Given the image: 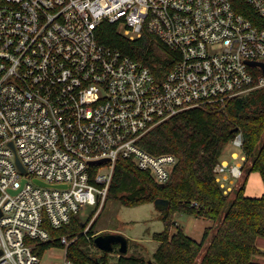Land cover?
<instances>
[{
    "label": "built area",
    "instance_id": "obj_1",
    "mask_svg": "<svg viewBox=\"0 0 264 264\" xmlns=\"http://www.w3.org/2000/svg\"><path fill=\"white\" fill-rule=\"evenodd\" d=\"M238 1L0 0V264H44L58 249L36 251L49 226L87 205L96 209L83 234L93 241L119 158L158 184L172 176L178 156L148 151L145 134L264 87L263 68L249 63L264 62V0ZM104 23L130 39L151 34L162 62L154 69L102 42ZM231 142L243 150L242 132ZM215 171L229 191L243 164ZM77 237H61L62 264H76Z\"/></svg>",
    "mask_w": 264,
    "mask_h": 264
},
{
    "label": "trees",
    "instance_id": "obj_2",
    "mask_svg": "<svg viewBox=\"0 0 264 264\" xmlns=\"http://www.w3.org/2000/svg\"><path fill=\"white\" fill-rule=\"evenodd\" d=\"M235 5L240 8L238 0ZM98 34L102 42L120 48L154 69L162 62L156 51L160 43L151 34L130 39L114 23L102 24ZM240 131L246 156L244 180L232 193H225L217 181L215 167L224 148ZM140 144L154 154L178 156L170 180L158 184L131 159L119 158L108 199L127 206L155 202L158 198L168 200L169 205L161 214L165 228L152 234L160 243L152 256L154 264H264L256 259L264 255V249L258 245V238H264V192L259 197L246 195L252 172L260 173L264 185V87L234 96L225 104L187 109L150 130ZM178 212L204 217L216 226L207 227L201 240L182 228L174 232ZM86 225L76 215L60 228L49 226L50 239L38 243L36 251L43 254L46 249L61 248L63 235H78L68 246L71 260L76 264H114L108 253L101 259L91 253L92 240L83 234ZM213 229L215 232L209 237ZM95 233L92 224L88 235ZM115 264L149 262L136 255H120Z\"/></svg>",
    "mask_w": 264,
    "mask_h": 264
},
{
    "label": "rangeland",
    "instance_id": "obj_3",
    "mask_svg": "<svg viewBox=\"0 0 264 264\" xmlns=\"http://www.w3.org/2000/svg\"><path fill=\"white\" fill-rule=\"evenodd\" d=\"M119 31H122V29L119 28ZM156 51L160 56H163L164 52L161 45L156 47ZM245 160L246 156L244 161ZM242 164L243 175L241 178H236L235 180L233 179L234 184L231 186L229 184L228 186L230 187V190L228 191L227 187L221 185L225 193H232V191L244 180L245 169L244 163ZM95 209V205H87L81 209L78 214V218L83 222H88L95 212ZM161 214L162 210L157 207L155 202L143 203L136 206H127L118 200L109 198L104 207L97 214V218L93 223L94 231L96 233L118 232L125 235L128 238V252L126 255L143 257L148 262L151 261L152 264H154L152 256L159 247L160 243L152 237V234L156 231H162L165 228V223ZM174 221L175 223L172 231L175 232L178 228H182L186 233L198 240L202 239L204 231L207 227L216 226V223L212 220L204 217H197L184 212L176 213ZM214 232L215 229L211 230L209 237H211ZM258 244L264 248V238L258 239ZM89 250L98 258H101L106 254V251L99 248L93 241L89 244ZM204 251L205 248L198 257V260L201 259ZM118 252L119 251H116L115 249L112 255H110L111 263L115 264L117 262L120 254ZM63 259L64 251L58 248L46 252L43 257V263L62 264ZM257 260L264 263V256H258Z\"/></svg>",
    "mask_w": 264,
    "mask_h": 264
},
{
    "label": "water",
    "instance_id": "obj_4",
    "mask_svg": "<svg viewBox=\"0 0 264 264\" xmlns=\"http://www.w3.org/2000/svg\"><path fill=\"white\" fill-rule=\"evenodd\" d=\"M249 63L252 65H260L264 70V62L250 61ZM19 166L23 171L25 170V168L22 166L20 162H19ZM155 204L160 210L163 211L168 207L169 202L167 199L158 198L155 200ZM93 242L99 248L105 250L106 252H113L116 248V245L118 246V251L120 255H126V253L128 252V238L125 235L118 232L98 233L94 236ZM149 264H152V262L149 261Z\"/></svg>",
    "mask_w": 264,
    "mask_h": 264
},
{
    "label": "crops",
    "instance_id": "obj_5",
    "mask_svg": "<svg viewBox=\"0 0 264 264\" xmlns=\"http://www.w3.org/2000/svg\"><path fill=\"white\" fill-rule=\"evenodd\" d=\"M243 156H244V154H243L242 150L239 149V148H236L230 142L224 148V151H223L222 158H221L220 162H223L225 164H235V163H240V162L244 163ZM226 184H227V186H229V182H227ZM263 192H264V185H263V182H262V177H261L259 172L254 171L248 177V181H247V184H246V195L259 197V196H261L263 194ZM258 239H260V238H258ZM259 247L264 249L263 246L259 245ZM115 249H116V251H118V246L117 245H116ZM106 253L109 254V258H110V255H112L113 252H106ZM119 256H120V254H119ZM259 256H264V255H259ZM257 257L258 256H256V259H257Z\"/></svg>",
    "mask_w": 264,
    "mask_h": 264
}]
</instances>
